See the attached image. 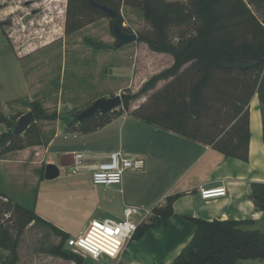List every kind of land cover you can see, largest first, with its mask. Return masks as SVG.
Returning a JSON list of instances; mask_svg holds the SVG:
<instances>
[{
  "label": "rangeland",
  "instance_id": "obj_1",
  "mask_svg": "<svg viewBox=\"0 0 264 264\" xmlns=\"http://www.w3.org/2000/svg\"><path fill=\"white\" fill-rule=\"evenodd\" d=\"M67 3L68 0H0V113L15 126L21 115L33 111L31 102L38 101L47 114L58 116L37 119L33 123L35 128L29 136L33 141L39 140V144L0 155V264H9L12 246L17 254L15 264H75L57 254L62 241L58 231L41 220L29 229L28 215L16 211V205L29 211L36 207L40 215L49 218L53 225L63 226L69 239L81 234L94 218L125 219V208L133 203L126 197L129 190L126 183L129 180L130 190L141 184L143 189L146 184L143 173L131 169L123 174L122 185L108 187L95 185L91 172L73 174L68 167H60L61 174L57 178L43 177L48 160L53 159L59 165L57 150L76 147L82 143V136L88 134L68 129L66 121L60 118L62 114L77 113L99 98L122 96L127 91L134 94L140 89L133 91L134 87H129L118 91L117 84L106 79L103 52L118 42L112 31L111 17L82 8V17L73 19L82 20L83 29L67 34ZM18 4L22 7L19 8ZM256 5L257 8L251 7L263 19L264 0H258ZM24 7L33 10L29 18L16 19V12H27ZM42 11L49 13V17H43ZM120 12L123 25L131 32L147 34L153 31L142 9L134 8L130 13L121 5ZM90 23L94 24L87 26ZM185 27L194 31L192 23L171 27L170 39L177 41L181 28ZM45 30H50L55 39L45 37ZM60 34H66V39L58 37ZM88 39L101 44L100 47L87 42ZM50 40L53 41L45 43ZM63 44L67 45L66 49ZM111 91L114 93L109 95ZM143 96L141 94L131 102L130 110L141 104ZM1 99L8 102L3 105ZM121 121V118L117 119L113 126V145L118 143ZM7 132L10 128L0 122V150L10 142ZM53 140H56L55 144L44 157L43 147ZM120 188L123 193L118 191ZM151 205L146 204L142 209L150 210ZM139 219L134 218L135 221ZM64 249L83 257L82 264H118L120 261L108 257L94 260L74 251L67 242ZM254 262L240 260L237 264Z\"/></svg>",
  "mask_w": 264,
  "mask_h": 264
},
{
  "label": "trees",
  "instance_id": "obj_2",
  "mask_svg": "<svg viewBox=\"0 0 264 264\" xmlns=\"http://www.w3.org/2000/svg\"><path fill=\"white\" fill-rule=\"evenodd\" d=\"M92 1L106 4L117 12V17L111 18L113 34L115 22L131 32L123 25L121 5L142 9L153 31L139 33L138 41L146 42L154 51L170 53L174 64L151 77L138 92H123V105L119 110L98 113L82 122L62 114L60 118L66 121L67 128L91 133L128 112L147 123L211 144L228 157L248 161L250 102L255 94L264 107V18L261 19L251 7L257 8L258 0H68L67 34L85 25L82 20L73 19L82 17V8L110 17L92 6ZM189 23L193 24V32L187 27L181 28L177 41L170 39L171 27ZM87 42L95 47L101 45L90 39ZM116 46L117 43L113 45ZM168 78L171 80L156 89L159 80ZM141 94L148 95L147 100L130 110L131 102ZM30 106L39 114L36 120L58 117L47 114L38 101L31 102ZM0 122L10 128L7 132L10 142L3 146L0 155L40 143L29 136L35 123L22 137L13 133L12 122L2 113ZM251 187L252 200L264 216V182H255ZM174 201L175 197L170 196L164 206L154 207V214L139 225L134 237L140 239L150 228L168 225L174 212ZM14 209L28 215L29 223L41 220L58 231L62 241L57 254L82 264L83 257L64 249L68 233L41 218L34 210L19 205ZM191 220L196 224L193 237L172 264H235L239 260H264V231L243 229V221L234 219L191 217ZM10 252L9 264H15V246L10 247Z\"/></svg>",
  "mask_w": 264,
  "mask_h": 264
},
{
  "label": "crops",
  "instance_id": "obj_3",
  "mask_svg": "<svg viewBox=\"0 0 264 264\" xmlns=\"http://www.w3.org/2000/svg\"><path fill=\"white\" fill-rule=\"evenodd\" d=\"M18 6L22 7L21 4ZM123 8H127L130 13L134 10L133 7L124 4ZM24 9L26 13L16 12V19L29 18L32 8L24 7ZM45 15L46 18L49 17V13H44L42 16ZM45 32V37L55 39L50 30ZM62 36L65 39L67 37L66 34H60L58 37ZM52 41L45 43L49 44ZM66 48L67 45L63 44V49ZM103 53L106 60V79L117 84L118 91H124L129 87H134L133 91H137L151 77L169 69L174 64V57L170 53L154 51L144 41L132 42L122 47H110ZM169 80L171 78L159 80L156 89L163 87ZM113 93L114 91H111L109 95ZM143 97L145 98L141 104L147 100L148 95ZM1 102L4 105L8 101L4 102L1 99ZM119 118L122 121L117 135L118 143L113 145V126ZM82 138V143L72 149L57 150L58 156L72 153L74 159L75 152H87V159L92 164H96L114 151H121L129 157L144 158V169L133 171L141 175L143 173L146 182L144 188L142 189L141 184L135 186L134 190H130L129 180L125 182L129 189V197H126L128 201L133 202H128L130 206L142 208L146 204H152V209L156 206H164L168 197H175L170 223L166 226L150 228L140 239L135 237L131 239L118 264H172L193 237L196 224L191 217L206 220L234 219L243 221L241 225L243 229L264 231L263 212L257 209L251 197L252 184L264 182V107L258 94H255L250 102L248 161L228 157L211 144L147 123L128 112L115 117L96 131L84 134ZM55 142L56 140H53L43 147L41 152L44 157L50 152L49 149ZM47 162L56 164L53 159ZM220 185H225L228 189L226 196L212 199H204L201 196L202 187L211 188ZM118 191L124 192L120 189ZM34 211L53 224L49 218L41 216L36 207ZM34 223V221L30 222L28 228L33 227ZM57 227L65 231L63 226L57 225ZM251 260L256 261L255 264H264V260ZM237 263L238 261L235 264Z\"/></svg>",
  "mask_w": 264,
  "mask_h": 264
},
{
  "label": "built area",
  "instance_id": "obj_4",
  "mask_svg": "<svg viewBox=\"0 0 264 264\" xmlns=\"http://www.w3.org/2000/svg\"><path fill=\"white\" fill-rule=\"evenodd\" d=\"M87 155V152H75L73 164L69 168L73 174L90 170L95 185H122L126 170H143L145 166L143 157H129L121 151L111 152L96 164L90 163ZM120 190L123 191L122 188ZM200 192L204 199H212L226 196L228 189L225 185H220L211 188L202 187ZM124 214L123 220L113 218L91 220L81 234L67 239L68 247L97 261L103 257L120 259L126 245L134 238L139 225L154 214V209L144 210L137 206H127ZM135 217H140L139 221H135Z\"/></svg>",
  "mask_w": 264,
  "mask_h": 264
},
{
  "label": "water",
  "instance_id": "obj_5",
  "mask_svg": "<svg viewBox=\"0 0 264 264\" xmlns=\"http://www.w3.org/2000/svg\"><path fill=\"white\" fill-rule=\"evenodd\" d=\"M92 6L107 13L112 19L117 17V12L106 4H102L97 1L91 2ZM114 33L117 37V47H122L132 42L138 41V34L136 32H129L123 29L118 22L114 23ZM123 105V99L120 94L109 98H99L95 100L90 106L82 109L81 111L73 114H67L66 117L73 121L82 122L88 118H91L98 113L112 112L114 109ZM39 114L29 111L19 117L18 123L12 127V131L16 135H22L30 127V125L36 122V118ZM73 164V154H62L60 157V163H48L45 170L46 179H54L60 175V167H69Z\"/></svg>",
  "mask_w": 264,
  "mask_h": 264
}]
</instances>
